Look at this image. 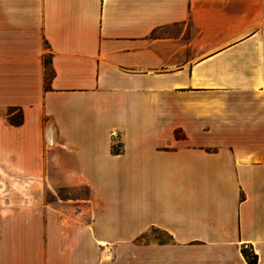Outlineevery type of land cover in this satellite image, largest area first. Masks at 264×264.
Instances as JSON below:
<instances>
[{
  "label": "crops",
  "instance_id": "obj_1",
  "mask_svg": "<svg viewBox=\"0 0 264 264\" xmlns=\"http://www.w3.org/2000/svg\"><path fill=\"white\" fill-rule=\"evenodd\" d=\"M244 247L264 264V0H0V264Z\"/></svg>",
  "mask_w": 264,
  "mask_h": 264
},
{
  "label": "rangeland",
  "instance_id": "obj_2",
  "mask_svg": "<svg viewBox=\"0 0 264 264\" xmlns=\"http://www.w3.org/2000/svg\"><path fill=\"white\" fill-rule=\"evenodd\" d=\"M66 192H69L67 193L69 196H86L88 194V189L85 186H80V187H77L71 190H67ZM63 193H65V191ZM247 249L251 251L250 248H247Z\"/></svg>",
  "mask_w": 264,
  "mask_h": 264
},
{
  "label": "trees",
  "instance_id": "obj_3",
  "mask_svg": "<svg viewBox=\"0 0 264 264\" xmlns=\"http://www.w3.org/2000/svg\"><path fill=\"white\" fill-rule=\"evenodd\" d=\"M243 254L250 264H258V255L253 250L249 251L246 247H244Z\"/></svg>",
  "mask_w": 264,
  "mask_h": 264
}]
</instances>
